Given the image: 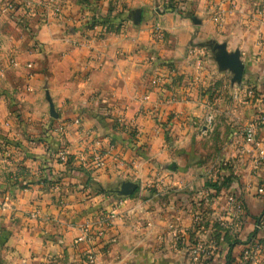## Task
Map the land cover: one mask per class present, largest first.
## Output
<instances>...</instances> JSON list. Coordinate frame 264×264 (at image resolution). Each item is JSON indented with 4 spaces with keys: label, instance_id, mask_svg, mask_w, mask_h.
Wrapping results in <instances>:
<instances>
[{
    "label": "crops",
    "instance_id": "crops-1",
    "mask_svg": "<svg viewBox=\"0 0 264 264\" xmlns=\"http://www.w3.org/2000/svg\"><path fill=\"white\" fill-rule=\"evenodd\" d=\"M31 1L0 17V264H264V0Z\"/></svg>",
    "mask_w": 264,
    "mask_h": 264
},
{
    "label": "built area",
    "instance_id": "built-area-1",
    "mask_svg": "<svg viewBox=\"0 0 264 264\" xmlns=\"http://www.w3.org/2000/svg\"><path fill=\"white\" fill-rule=\"evenodd\" d=\"M18 3H19V0H15V2L13 0L10 2L7 1L5 4L6 11L8 13L15 12L19 8ZM31 7H32V5H31ZM179 10L180 9L177 7H175L173 9V11H179ZM58 12H60V9L58 7L53 8V13H58ZM218 18H219V16L214 17L215 20H217ZM90 29H92L97 34H99L101 31L98 24L92 25ZM27 67L30 68L31 64H28ZM255 135H256V124L254 122H250L244 128V135H243L244 142L254 146L257 149L258 158L264 163V150L259 147V144L255 138ZM58 160L60 163H66L68 161L66 152H64V151L60 152L59 156H58ZM95 162H96V165L98 167H101L104 165V161L101 158V156H96ZM257 192L259 194L264 193V178L261 182V185L257 189ZM226 204L228 207L227 216L229 218H233V217H236V215H242L244 213V207H243L242 200L235 197L233 194H229L228 196H226ZM116 206H117V204L114 205V208ZM103 216L100 218L99 226H98V228H96L95 232H93L92 228L87 225V226L82 228L81 233L79 234V236H77V238L75 240L76 243H82L85 245V251L84 252H86L85 257H86V260L88 262H91L94 258L93 252L95 251L96 246H93V245L95 244L94 243L95 239L103 236L104 231H105L106 217H103ZM196 221L199 222L198 219H196ZM254 226H255V229L258 231H261L263 233V236H264V223H263V221L257 220L255 222ZM257 248L258 247L255 244H250L249 246H247L246 249L241 254L242 259L247 260L248 258L251 257V255L254 256L256 251H257ZM186 250H187L188 254L191 255V260L194 263L199 262L202 259L203 254H205L204 253L205 250L202 246H187Z\"/></svg>",
    "mask_w": 264,
    "mask_h": 264
},
{
    "label": "water",
    "instance_id": "water-1",
    "mask_svg": "<svg viewBox=\"0 0 264 264\" xmlns=\"http://www.w3.org/2000/svg\"><path fill=\"white\" fill-rule=\"evenodd\" d=\"M197 23V22H196ZM217 50L215 60L221 69H228L232 72V82L240 83L243 75V65L240 61L238 52L226 53L224 46H215ZM136 189V184L125 182L120 185L119 190L115 191L118 197L131 195Z\"/></svg>",
    "mask_w": 264,
    "mask_h": 264
},
{
    "label": "rangeland",
    "instance_id": "rangeland-1",
    "mask_svg": "<svg viewBox=\"0 0 264 264\" xmlns=\"http://www.w3.org/2000/svg\"><path fill=\"white\" fill-rule=\"evenodd\" d=\"M7 1H12V0H0V17H1V15H3V18H4V20H6V18L8 19V17H11V16H13L14 14H16L17 12H18V10H21L22 12H23V14H24V16H26V15H29L30 14V12L29 11H33V13L35 12V11H39V13H40V10L38 9V10H36V5L34 4V2H32L31 0H19V3H18V6H19V8H18V10H16L15 12H13V13H8L7 11H6V9H5V4H6V2ZM14 2H15V0H13ZM51 2H52V0H50ZM31 5H32V7H31ZM33 6H34V8H33ZM41 7H43V5L41 6ZM51 10V9H50ZM9 20V19H8ZM12 21V20H11ZM22 21V20H21ZM4 22V21H3ZM20 25L21 23L19 22V23H17V25ZM22 25V24H21ZM23 27H24V29H26V28H28L29 27V25L28 24H26V25H23ZM90 29V28H89ZM90 30H92V29H90ZM82 231V230H81ZM105 232V231H104ZM81 233V232H80ZM76 240V239H75ZM97 244H94L93 246H96ZM97 247V246H96ZM97 248H95V251L93 252V255H94V258H93V260L91 261V262H88L87 260H86V257H85V255H86V252H83V255H84V260H85V262H87V263H92L93 261H94V259H95V256H96V252H97ZM84 251H85V249H84ZM85 253V254H84Z\"/></svg>",
    "mask_w": 264,
    "mask_h": 264
},
{
    "label": "trees",
    "instance_id": "trees-1",
    "mask_svg": "<svg viewBox=\"0 0 264 264\" xmlns=\"http://www.w3.org/2000/svg\"><path fill=\"white\" fill-rule=\"evenodd\" d=\"M94 22V21H93ZM95 23V22H94ZM93 24V23H92ZM89 26H91V24L89 25ZM210 187H213L214 189H216V191H218V186H217V184L216 183H212V184H210Z\"/></svg>",
    "mask_w": 264,
    "mask_h": 264
}]
</instances>
